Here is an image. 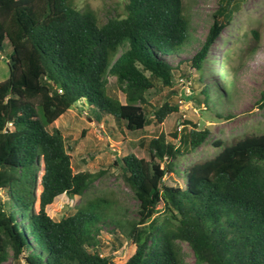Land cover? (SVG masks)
I'll return each instance as SVG.
<instances>
[{"label":"trees","instance_id":"16d2710c","mask_svg":"<svg viewBox=\"0 0 264 264\" xmlns=\"http://www.w3.org/2000/svg\"><path fill=\"white\" fill-rule=\"evenodd\" d=\"M236 1L218 0L206 39L188 60L202 82ZM189 34L184 0H126L125 15L104 23L74 0H0V51L6 40L12 46L10 75L0 81V192L7 198L0 200V264L10 251L13 264H117L99 249L98 224L115 221L107 202L60 220L47 211L57 196L82 195L100 175L75 172L62 131L49 126L78 101L89 102L95 121L113 116L131 131L164 122L178 104L154 106L146 93L173 84L179 63L171 59ZM110 76L125 102L110 94ZM220 87L221 80L216 92L203 85L204 104L217 102ZM259 101L264 106V91ZM209 135L184 123L172 132L175 142L163 133L150 138L149 158L129 153L115 162L139 202L137 219L115 221L136 244L124 264H190L181 242L195 264H264V132L217 140L216 155L181 172L178 158Z\"/></svg>","mask_w":264,"mask_h":264},{"label":"rangeland","instance_id":"374dc122","mask_svg":"<svg viewBox=\"0 0 264 264\" xmlns=\"http://www.w3.org/2000/svg\"><path fill=\"white\" fill-rule=\"evenodd\" d=\"M125 2L74 0L80 9L93 10L100 23L117 15L124 16ZM184 7L190 22V37L179 54L171 59L174 64L179 63L174 72L173 84L152 88L146 93L152 105L158 106L169 100L172 104H178V112L162 123L154 121L143 130L131 131L121 126L113 116H107L101 122L95 121L96 113L89 102L83 104L78 101L49 126L50 129L58 127L62 131L75 172H100L82 195L61 194L55 198L47 207L55 220L75 214L82 207L94 208L104 201L115 221L120 219L119 222L124 223L137 219L139 202L115 162H120V158L129 153L149 158V139L163 133L168 140L175 142L172 132L175 129L179 131L184 123L189 128L194 127V124L199 129L208 128L210 135L194 152L178 158L177 165L181 172L198 159L216 155L221 149L214 144L217 140L230 142L246 134L264 132V106L259 101L264 91V0L236 1L232 22L224 29L209 55L212 60L207 62L204 82L198 79L197 71L190 67L188 60L205 41L214 20L213 12L218 8V0H184ZM253 30L259 31L258 38ZM11 52L12 46L6 40L0 51V81L10 75L8 59ZM181 78L185 79L182 81ZM220 80L221 93L217 102L210 103L208 107L203 102L202 87L209 83L216 92ZM107 86L111 95L125 102V94L114 77L108 78ZM212 94L213 100L216 99L217 94ZM0 200H7L2 191ZM115 221L110 223L106 220L98 224L99 249L117 264H124L134 254L136 244L119 229ZM181 244L186 261L195 264L190 245L187 242ZM13 263L10 251L6 264ZM20 264L26 263L22 260Z\"/></svg>","mask_w":264,"mask_h":264},{"label":"built area","instance_id":"2783aa9c","mask_svg":"<svg viewBox=\"0 0 264 264\" xmlns=\"http://www.w3.org/2000/svg\"><path fill=\"white\" fill-rule=\"evenodd\" d=\"M185 78H181V80L183 81Z\"/></svg>","mask_w":264,"mask_h":264}]
</instances>
